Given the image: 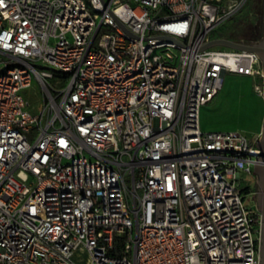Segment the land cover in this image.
Wrapping results in <instances>:
<instances>
[{"label":"built area","instance_id":"2783aa9c","mask_svg":"<svg viewBox=\"0 0 264 264\" xmlns=\"http://www.w3.org/2000/svg\"><path fill=\"white\" fill-rule=\"evenodd\" d=\"M244 1L0 0V264H260L261 132L200 122L229 73L264 95L204 47Z\"/></svg>","mask_w":264,"mask_h":264},{"label":"rangeland","instance_id":"374dc122","mask_svg":"<svg viewBox=\"0 0 264 264\" xmlns=\"http://www.w3.org/2000/svg\"><path fill=\"white\" fill-rule=\"evenodd\" d=\"M230 3L231 0H223ZM264 27V0H245L240 8L213 32L214 37L233 40H257L262 36ZM226 48V47H221ZM59 76V75H56ZM37 107H43L39 96L38 84L27 90ZM200 122L207 130H241L248 138H254L264 127V95L254 90L253 77L229 73L219 95L202 107ZM242 179L248 180L251 187L257 184V175L243 173ZM253 194L247 193L246 203L256 206ZM75 259L79 264H88V253L77 250Z\"/></svg>","mask_w":264,"mask_h":264},{"label":"water","instance_id":"95a60500","mask_svg":"<svg viewBox=\"0 0 264 264\" xmlns=\"http://www.w3.org/2000/svg\"><path fill=\"white\" fill-rule=\"evenodd\" d=\"M213 45H225V46L236 47V48H253L259 52L262 62H263V67H264V41L258 44L248 45V44L240 43L230 38L218 37V38L212 39L204 47L213 46ZM258 146L261 147L262 152H261V156L256 161L255 167H256V172L258 174L257 179L261 187V191L259 194V203H258V208L261 210L262 215H263L260 264H264V127L261 132V139H260V143H258Z\"/></svg>","mask_w":264,"mask_h":264},{"label":"flooded vegetation","instance_id":"af4514ba","mask_svg":"<svg viewBox=\"0 0 264 264\" xmlns=\"http://www.w3.org/2000/svg\"><path fill=\"white\" fill-rule=\"evenodd\" d=\"M255 44H258L260 42H263L264 41V27H263V30H262V36L260 39H257V40H252ZM254 172L256 173L257 177H258V174L256 172V167L254 168ZM248 193L249 194H253L254 198L256 199V203H257V206H258V203H259V194H260V191H261V187L259 185V182H258V179H257V184L254 186V187H249L248 189Z\"/></svg>","mask_w":264,"mask_h":264}]
</instances>
